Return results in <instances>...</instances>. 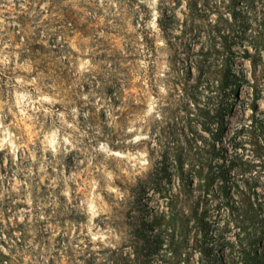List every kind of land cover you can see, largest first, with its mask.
Segmentation results:
<instances>
[{
	"label": "rangeland",
	"instance_id": "374dc122",
	"mask_svg": "<svg viewBox=\"0 0 264 264\" xmlns=\"http://www.w3.org/2000/svg\"><path fill=\"white\" fill-rule=\"evenodd\" d=\"M149 2L0 0V115L15 143L27 145L15 160L0 151V264H262L256 254L264 264V67L253 73L245 52H255L249 41L264 44V0H159L155 29ZM228 56L238 77L228 89L237 87L239 99L232 93L225 133L214 141L203 126L220 104L214 71ZM40 93L59 101L44 107L70 123L77 110L86 133L75 136L79 150L42 152L41 125L46 132L56 117L17 106L19 96ZM129 126L148 139L125 143ZM100 144L146 152L148 164L124 175L126 162L108 158L122 198L102 193L106 215L93 232L108 239L92 242L82 202L105 163L93 151ZM182 167L191 176L185 197ZM199 167L216 176L208 193L193 177ZM248 199L263 203L254 223L231 208Z\"/></svg>",
	"mask_w": 264,
	"mask_h": 264
},
{
	"label": "clouds",
	"instance_id": "9594fccd",
	"mask_svg": "<svg viewBox=\"0 0 264 264\" xmlns=\"http://www.w3.org/2000/svg\"><path fill=\"white\" fill-rule=\"evenodd\" d=\"M141 3H145L146 0H140ZM159 0H150L148 3V7L152 9V18L148 23V27L155 29L156 28V20L158 14L155 10L156 5L158 4ZM11 3V0H9ZM0 23H3L0 20ZM161 45H163V41H160ZM0 63H4V61L0 60ZM87 62H85L86 64ZM84 65H81L83 68ZM35 83V81H32ZM161 92L164 91L163 88L160 89ZM82 99L87 100L88 97L84 96ZM27 101V103H25ZM59 103V101L52 99L51 97L40 93L37 96L35 101L32 100L31 96L29 95H21L17 99V106H22L24 115L27 114V109L29 105H33L32 110L34 112H42L44 117L51 118L53 116L56 117V121L52 123L49 129L44 132L43 125H41V135L42 139L40 143L42 145V152L48 153L50 152L52 156L55 158L62 153L66 154L68 152L79 150L78 142L75 139L77 133L79 135L84 136L86 133L80 132L79 128L76 127L75 120L77 115V110L72 108L71 116L73 122H69L67 119L68 113L64 111H57L53 112L51 107H44V104L48 105H55ZM35 105H39V107H35ZM152 109L149 107V114H151ZM0 113H2V107H0ZM28 119H32L28 117ZM58 122V124H57ZM11 125L6 126L3 123V116L0 115V151H4L7 149L13 160L16 158V153L20 148H26V144H19L15 143L13 133L10 131ZM142 129H138L135 126H129L127 128V133L130 135V139H127L125 143L128 145L138 144L141 140H147L148 137L146 135L139 134L142 132ZM95 153H102L105 156V163L101 164L100 167L96 168V172L100 173V178H94L90 182V193L86 200L82 202V205H85V211L88 215V223L87 227V235L90 237L92 242L100 241L104 242L108 239V235L104 232H93V228L95 227L94 221L103 215H106L104 209L107 207V202L105 201V197L102 193H107L110 196L119 195L122 198V194L119 192V189L113 186V182L118 178L117 175L110 171L107 167V160L108 158H115L117 161H124L126 162L125 166L120 168V172L124 175L129 174V170H136L137 168H143L147 166L148 159L146 152H137L135 155H129L126 152L121 151H111L107 144H100L98 148L93 150ZM31 159L33 161L36 160V153L32 152ZM95 157H91L88 159V166L92 167V160ZM83 162V161H82ZM55 170V169H54ZM31 171V169H29ZM40 171H45V166L42 163L40 165ZM106 181V182H105ZM102 182L103 187H102ZM19 183V182H17ZM55 184V181L53 182ZM62 195L69 200L71 199L70 189L67 187L62 192ZM31 203V201H28ZM83 242V241H81Z\"/></svg>",
	"mask_w": 264,
	"mask_h": 264
},
{
	"label": "trees",
	"instance_id": "16d2710c",
	"mask_svg": "<svg viewBox=\"0 0 264 264\" xmlns=\"http://www.w3.org/2000/svg\"><path fill=\"white\" fill-rule=\"evenodd\" d=\"M248 43L255 52L253 55L249 53L248 49L247 50L245 49V52L248 55V57L250 56L253 73H257V69L259 65L262 64V66L264 67V44H261L260 42L257 41H253V43L249 41ZM238 44H240V42H238L237 40H233L231 44L227 46L228 53L233 55L235 53L233 48L235 45ZM231 60H232L231 57L229 56L226 57V59L223 60L221 64H219L221 68L216 69L214 71L215 75L218 76V80L216 83V91L218 92V94H221L222 98L219 102L220 104L218 106V109L216 110V114L211 118V122L209 121V125L206 121V123H204L203 126V128L206 131L210 132L212 139L214 141H219L221 137L224 135L226 118L233 109V104H234L233 100L239 99L237 87L230 90L228 89L230 83L234 82L235 79L238 78L236 74H234L232 71ZM232 93L234 96L233 100L230 98L232 96ZM212 123L216 124L215 126L216 128L215 127L212 128ZM181 174H182L181 181L183 183L182 189H184V193L182 192V196L185 197L186 196L185 190L186 189H189V191L192 190L191 182L188 181V179H190L191 176L185 175L183 167L181 169ZM203 174H204L203 168L199 167L197 170H195L193 177H196L200 180L199 188H201L205 193H208L213 187V184L216 180V176L213 175L212 172H208L206 176H203ZM185 180L187 181L186 183ZM231 208L236 210L238 216L241 217L244 222L254 223L259 218L260 210L263 209V203L262 202H260L259 204L253 203L251 199H248L247 203L243 201L232 203ZM189 224H190V217L188 216L187 211L183 207V210L181 211V229L183 230L184 234H186V231L189 228ZM262 231L264 232L263 227H262ZM254 260L256 261V263L263 264L262 258L259 257L258 254L255 255Z\"/></svg>",
	"mask_w": 264,
	"mask_h": 264
}]
</instances>
